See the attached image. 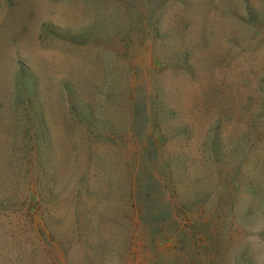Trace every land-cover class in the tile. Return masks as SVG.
<instances>
[{
	"label": "rangeland",
	"instance_id": "obj_1",
	"mask_svg": "<svg viewBox=\"0 0 264 264\" xmlns=\"http://www.w3.org/2000/svg\"><path fill=\"white\" fill-rule=\"evenodd\" d=\"M211 1L218 2L191 1L198 6L190 11L193 31L189 37L196 42L204 33L217 35L220 41L212 56L197 50L191 57L192 63L186 64L194 70L187 73L167 66L170 60L164 61L163 46L167 43L166 35H172L174 14L184 4L174 6L176 2L172 1L165 5L162 28L156 34L151 27L152 15L145 9L146 0H0V175L11 173L25 156L36 165L49 129L54 133L53 143L72 142L66 87L72 92L86 89L83 95H89L92 85L104 93L111 81L124 96L130 94L141 100L147 95H158L163 105L168 104L174 112L172 124L180 127L181 122L192 123L190 134L168 136L166 158L188 157L192 177L202 178L209 192L219 191L220 182L235 175L238 169L240 176L250 172L242 171L243 167H262L264 145L245 137L254 121L251 112L245 114L240 110L243 102L250 104L258 86L264 87L258 81L264 74V36L257 43L232 42L233 35L217 23L219 10ZM256 5L264 12V0H256ZM79 33L86 34L75 38ZM207 96V102L214 96L218 99L214 100L217 108L209 106L205 116L203 103ZM124 108L121 104L114 109L113 120L121 127L126 123ZM216 109L223 113L219 123ZM209 138L218 139L227 149L244 142L247 150L240 155L231 153L237 159L218 168L204 153V140ZM150 191V199L144 204V212L150 216L145 223L146 239L138 244L142 249L151 237L149 255L146 259L140 252H134L129 259L124 255L104 257L103 263H182L191 242H177L169 231L158 232L156 209L165 202L163 196L158 197L156 186H151ZM15 197L0 201V264H50V256L35 242L38 238L31 231L22 198ZM238 201L237 209L241 211L239 198ZM216 215L218 212L204 218V223L212 226ZM252 215L248 224L234 227L235 236L229 242L223 264H238L239 257L249 264H264V213ZM209 231L222 251L227 228L221 237L218 228ZM63 254L64 264H87L81 250L75 256L68 251ZM207 258L217 263L223 261L210 254Z\"/></svg>",
	"mask_w": 264,
	"mask_h": 264
},
{
	"label": "trees",
	"instance_id": "obj_2",
	"mask_svg": "<svg viewBox=\"0 0 264 264\" xmlns=\"http://www.w3.org/2000/svg\"><path fill=\"white\" fill-rule=\"evenodd\" d=\"M172 1L176 2L174 6L184 5L174 14L172 35L165 37L164 61L170 60L167 66L172 70L190 73L194 69L186 64L192 63L195 52L200 49L212 56L220 39L204 33L196 42L189 37L193 31L190 11L198 6L196 0L193 3L192 0L190 3L146 0L145 9L152 15L154 33L162 28L164 7ZM211 3L219 10L217 23L233 35L232 42L261 41L264 12L258 9L256 0ZM84 34L79 33L75 38H83ZM258 81L264 85V74ZM92 86L89 95H83L86 89L72 92L65 88L72 142L53 143L54 133L49 129L36 165L25 156L11 173L0 175V201L5 202L11 195L22 198L31 231L35 239L38 238L35 242L50 256V264H64L63 253L68 251L75 256L79 250L85 254L87 264H106L104 257L124 255L129 259L134 252H140L146 259L149 255L147 248L152 238H148L142 249L138 244L145 238V223L150 218L144 212V204L150 199V187L156 186L158 197L163 196L165 202L156 209L158 232L169 231L177 242L180 239L191 242L181 264H223L229 242L235 236L234 227L248 224L253 212L264 213V165L253 170L243 167L242 171L250 172L240 176L238 169L235 175L220 182L219 191L209 192L202 178L192 177L188 157L166 158L168 136L190 134L192 123L181 122L180 127L172 124L174 112L168 104L163 105L158 95L138 100L130 94H119L118 85L112 81L106 85L104 93ZM127 86L130 88L129 84ZM214 97L207 102V96L203 103L205 116L209 114V106L217 108L214 100L218 98ZM249 103L243 102L240 110L245 114L251 112L254 121L245 137L264 145V87H257L256 96ZM121 104L125 107L124 127L113 120L114 109ZM216 114L219 123L223 113ZM204 146L206 159L218 168L224 162L226 165L237 159L230 156L231 153L240 155L247 150L244 142L227 149L216 138L205 139ZM191 185L195 187L189 188ZM238 198L241 211L237 209ZM215 212L218 215L211 221L213 225L207 226L204 218ZM213 227L218 228L220 237L227 228L222 251L218 243L212 241L213 234L209 230ZM182 252L180 249L179 253ZM209 254L223 261L212 262L207 258ZM237 263L249 264L240 257ZM126 264L134 263L127 261Z\"/></svg>",
	"mask_w": 264,
	"mask_h": 264
}]
</instances>
